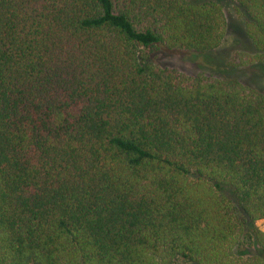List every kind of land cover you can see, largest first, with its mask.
Returning a JSON list of instances; mask_svg holds the SVG:
<instances>
[{
  "label": "trees",
  "instance_id": "obj_1",
  "mask_svg": "<svg viewBox=\"0 0 264 264\" xmlns=\"http://www.w3.org/2000/svg\"><path fill=\"white\" fill-rule=\"evenodd\" d=\"M220 1L0 0V264H264V0L229 73L163 63Z\"/></svg>",
  "mask_w": 264,
  "mask_h": 264
},
{
  "label": "rangeland",
  "instance_id": "obj_2",
  "mask_svg": "<svg viewBox=\"0 0 264 264\" xmlns=\"http://www.w3.org/2000/svg\"><path fill=\"white\" fill-rule=\"evenodd\" d=\"M221 6L226 13L228 20V30L222 45L212 53L204 56H194L182 51H164L163 63L170 68H175L184 73L195 75L200 72L209 73V68L216 72L229 73L230 70L224 69V64L233 55H244L247 52H253L250 41L244 35L245 16L238 7L229 1L221 0ZM257 70L252 68H239L235 76L239 77L241 83L251 86L250 83H257L256 86L264 87V66ZM204 69V70H203ZM246 81V82H244ZM253 87V86H251ZM259 88V87H256ZM257 225L263 230L262 221Z\"/></svg>",
  "mask_w": 264,
  "mask_h": 264
}]
</instances>
